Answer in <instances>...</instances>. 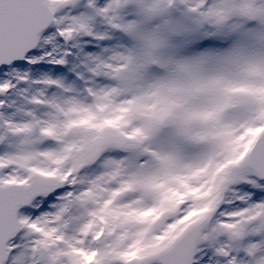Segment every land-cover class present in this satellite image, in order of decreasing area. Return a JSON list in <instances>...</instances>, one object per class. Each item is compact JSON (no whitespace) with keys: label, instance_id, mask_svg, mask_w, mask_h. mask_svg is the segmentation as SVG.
I'll return each instance as SVG.
<instances>
[{"label":"snow or ice","instance_id":"1","mask_svg":"<svg viewBox=\"0 0 264 264\" xmlns=\"http://www.w3.org/2000/svg\"><path fill=\"white\" fill-rule=\"evenodd\" d=\"M0 264H264V0H0Z\"/></svg>","mask_w":264,"mask_h":264}]
</instances>
